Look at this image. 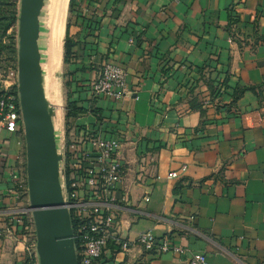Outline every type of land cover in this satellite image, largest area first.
Masks as SVG:
<instances>
[{"label":"crops","instance_id":"obj_1","mask_svg":"<svg viewBox=\"0 0 264 264\" xmlns=\"http://www.w3.org/2000/svg\"><path fill=\"white\" fill-rule=\"evenodd\" d=\"M70 1L68 62L64 39L51 62L52 32L43 53L56 120L62 61L70 85L59 135L72 146L87 132L120 139L124 181L110 193L117 238L151 232L171 247L124 253L111 240L98 264H189L197 254L264 264V0ZM106 63L125 70L119 102L91 92ZM69 101L83 111L67 120ZM15 169L26 178L25 137L1 121L0 231L11 233L0 237V264H39L27 251L34 238L16 223L29 198L9 194Z\"/></svg>","mask_w":264,"mask_h":264},{"label":"built area","instance_id":"obj_2","mask_svg":"<svg viewBox=\"0 0 264 264\" xmlns=\"http://www.w3.org/2000/svg\"><path fill=\"white\" fill-rule=\"evenodd\" d=\"M13 81L3 86L4 96L0 104V112L4 115V124L9 133L24 134V125L20 108L18 88V71L9 74ZM15 89V90H14ZM94 97L119 102L126 97V73L115 63H106L98 78L91 85ZM58 152L63 156L60 163V183L63 201L68 210L75 235V249L79 264H96L103 256L107 244L111 240L119 245L124 253L134 246H141L147 252L159 249L162 253L171 251L170 242L165 239L159 243L151 232L141 233L135 242H120L116 235L117 217L112 211L110 193L124 181V173L117 161L121 150L120 139L108 140L93 133H85L76 146L69 145L64 135L59 136ZM170 179H177V173H171ZM13 187L9 194L29 198L27 176L15 169L11 173ZM28 221V222H27ZM25 236L34 238L27 249L30 256L37 258L36 232L30 203L21 210L18 219ZM11 233L10 230L0 231ZM179 251L180 249H176ZM180 252V251H179ZM189 264H209L203 254L191 258Z\"/></svg>","mask_w":264,"mask_h":264},{"label":"water","instance_id":"obj_3","mask_svg":"<svg viewBox=\"0 0 264 264\" xmlns=\"http://www.w3.org/2000/svg\"><path fill=\"white\" fill-rule=\"evenodd\" d=\"M47 0H21L18 20V94L26 149L30 210L39 264H79L75 235L65 208L55 129L40 50L41 18Z\"/></svg>","mask_w":264,"mask_h":264},{"label":"rangeland","instance_id":"obj_4","mask_svg":"<svg viewBox=\"0 0 264 264\" xmlns=\"http://www.w3.org/2000/svg\"><path fill=\"white\" fill-rule=\"evenodd\" d=\"M20 1L21 0H17V2H18L17 8L19 9V12H20ZM51 17H52V3L50 0H47L46 6H45V9L43 11L42 18H41L40 50L42 53V66L45 65L44 64L45 63V57H44L43 53L47 50V47H49V42H50ZM67 21H68V15H67V20H66V26H67ZM6 39H7L6 44H4L5 49L1 52V55H0V86L2 87V89H3L4 85L13 82L9 78V74L13 71H16V69H17L18 21L9 30ZM12 43L14 44V48L17 50L16 55H14V54L11 55L9 52L8 48ZM64 43H65V38H64ZM63 53H64V50H63ZM61 65H62L61 70H60L56 79H57L58 86H59L58 99L57 100H58L59 104L62 106V108H61L60 117L57 120L54 119L55 129L57 130L58 135L60 134L59 130L62 128V125L64 124L65 110H66V108H65L66 104L64 102L65 96H66V87H65L66 86V78H65V71H64V67H63V61L61 62ZM44 84L46 85L45 77H44ZM45 92H46V87H45ZM46 96H47V92H46ZM49 96H52V94H50ZM48 102H49V100H48ZM49 105L52 106L50 103H49ZM55 112H57L56 109H55Z\"/></svg>","mask_w":264,"mask_h":264},{"label":"trees","instance_id":"obj_5","mask_svg":"<svg viewBox=\"0 0 264 264\" xmlns=\"http://www.w3.org/2000/svg\"><path fill=\"white\" fill-rule=\"evenodd\" d=\"M19 2V1H18ZM17 0H0V55L1 52L5 49L6 38L9 30L14 26L15 23L19 20V9L17 8ZM73 0L70 1V8L72 6ZM9 52L11 55H16L17 50L14 48L12 43L9 46ZM65 55L64 62L67 63L70 57L71 46L68 43V27L66 29L65 45H64ZM15 58V57H14ZM66 88H70L69 84H66ZM15 90V89H14ZM4 91L0 86V104L3 100ZM222 98H220L221 100ZM83 110L77 107L75 102L69 101L67 104V120L75 119ZM4 120V115L0 112V122ZM69 125V123L67 124ZM102 258V257H101ZM101 258L96 262L101 260ZM35 263V262H34Z\"/></svg>","mask_w":264,"mask_h":264},{"label":"bare ground","instance_id":"obj_6","mask_svg":"<svg viewBox=\"0 0 264 264\" xmlns=\"http://www.w3.org/2000/svg\"><path fill=\"white\" fill-rule=\"evenodd\" d=\"M50 1L52 3V17H51V27H50V30L52 32V45H51L50 59L51 62L56 63L61 59V55H62V44L65 36L66 17H67L69 0H50Z\"/></svg>","mask_w":264,"mask_h":264}]
</instances>
